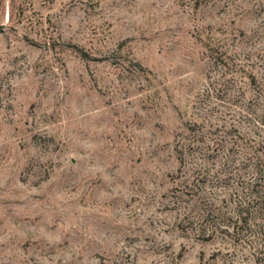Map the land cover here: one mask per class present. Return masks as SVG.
Masks as SVG:
<instances>
[{
    "label": "rangeland",
    "instance_id": "rangeland-1",
    "mask_svg": "<svg viewBox=\"0 0 264 264\" xmlns=\"http://www.w3.org/2000/svg\"><path fill=\"white\" fill-rule=\"evenodd\" d=\"M263 114L264 0H0V264H264L174 206L232 214Z\"/></svg>",
    "mask_w": 264,
    "mask_h": 264
},
{
    "label": "trees",
    "instance_id": "trees-1",
    "mask_svg": "<svg viewBox=\"0 0 264 264\" xmlns=\"http://www.w3.org/2000/svg\"><path fill=\"white\" fill-rule=\"evenodd\" d=\"M259 120L256 123L264 128V114ZM226 170L224 174L229 176L236 173V186L243 195L232 201V214L221 213L216 220H208L205 216L210 212L208 208L212 207V211L216 209L212 203L208 208L201 209L202 211L200 208L196 209L197 204L192 202H199L201 205L207 200L205 189L199 186V183L204 185L207 182V176L200 170L194 172L191 182L183 181V184L178 185L174 206L182 210L188 227L199 225V237L206 240L228 237L233 243L252 245L253 257L264 262V147L260 153L247 152L237 164L232 161L231 167L228 166Z\"/></svg>",
    "mask_w": 264,
    "mask_h": 264
}]
</instances>
